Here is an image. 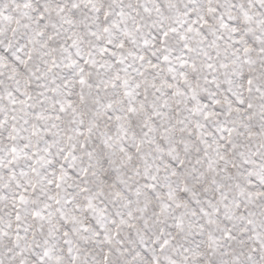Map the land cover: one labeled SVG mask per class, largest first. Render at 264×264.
<instances>
[{
	"label": "snow or ice",
	"instance_id": "1",
	"mask_svg": "<svg viewBox=\"0 0 264 264\" xmlns=\"http://www.w3.org/2000/svg\"><path fill=\"white\" fill-rule=\"evenodd\" d=\"M0 264H264V0H0Z\"/></svg>",
	"mask_w": 264,
	"mask_h": 264
}]
</instances>
